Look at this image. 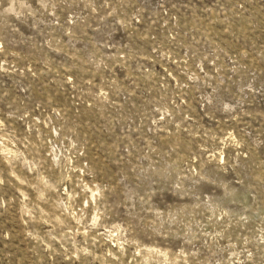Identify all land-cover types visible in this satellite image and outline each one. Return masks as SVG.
Here are the masks:
<instances>
[{
    "label": "rangeland",
    "instance_id": "obj_1",
    "mask_svg": "<svg viewBox=\"0 0 264 264\" xmlns=\"http://www.w3.org/2000/svg\"><path fill=\"white\" fill-rule=\"evenodd\" d=\"M0 264H264V0H0Z\"/></svg>",
    "mask_w": 264,
    "mask_h": 264
}]
</instances>
